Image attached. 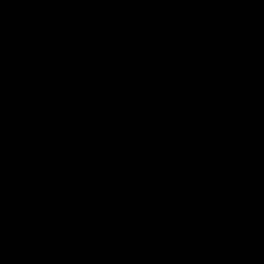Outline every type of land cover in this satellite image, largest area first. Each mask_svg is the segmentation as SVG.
Segmentation results:
<instances>
[{
  "label": "trees",
  "instance_id": "trees-1",
  "mask_svg": "<svg viewBox=\"0 0 264 264\" xmlns=\"http://www.w3.org/2000/svg\"><path fill=\"white\" fill-rule=\"evenodd\" d=\"M262 60L264 0H0V264L132 258L146 194L186 168L137 135L148 100ZM246 156L229 199L264 181Z\"/></svg>",
  "mask_w": 264,
  "mask_h": 264
},
{
  "label": "rangeland",
  "instance_id": "rangeland-1",
  "mask_svg": "<svg viewBox=\"0 0 264 264\" xmlns=\"http://www.w3.org/2000/svg\"><path fill=\"white\" fill-rule=\"evenodd\" d=\"M226 76L218 95L148 100L137 135L186 168L146 194L159 196V204L134 231L132 258L117 247L114 264L260 263L255 253L264 245V181L231 199L226 185L232 164L240 167L247 153L264 152V60Z\"/></svg>",
  "mask_w": 264,
  "mask_h": 264
}]
</instances>
